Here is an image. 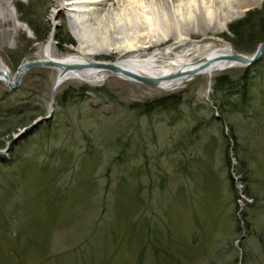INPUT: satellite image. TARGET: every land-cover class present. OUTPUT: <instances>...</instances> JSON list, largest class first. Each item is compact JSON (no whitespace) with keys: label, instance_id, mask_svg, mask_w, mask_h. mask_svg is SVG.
<instances>
[{"label":"rangeland","instance_id":"obj_1","mask_svg":"<svg viewBox=\"0 0 264 264\" xmlns=\"http://www.w3.org/2000/svg\"><path fill=\"white\" fill-rule=\"evenodd\" d=\"M8 1L17 27L0 25V59L11 77L48 40L56 57L83 48L112 62L131 40L152 44L143 55L193 62L209 42L252 54L235 49L232 39L247 41L228 25L248 11L264 24V0L224 31L212 0H185L172 13L162 0H106L97 11L85 5L76 34L74 13L59 15L54 0ZM55 75L39 66L14 89L0 81V264H264V53L169 92L113 75L68 80L42 120ZM219 78L235 88L217 93Z\"/></svg>","mask_w":264,"mask_h":264},{"label":"bare ground","instance_id":"obj_2","mask_svg":"<svg viewBox=\"0 0 264 264\" xmlns=\"http://www.w3.org/2000/svg\"><path fill=\"white\" fill-rule=\"evenodd\" d=\"M63 1L64 0H54L53 3L58 6V13L61 16L64 15L66 11H72L74 13V15H67L69 17V23L75 29L76 34H81L83 25L86 22V20L83 19V13L90 11L85 5L87 3L93 4L95 6L93 9L97 11L100 7L104 6L106 2V0H91V2H87L86 0ZM117 1L118 0H111V2L108 3V6L113 7ZM162 1L163 11L167 9L166 12L168 11V13L173 12L172 9L174 4L178 6L179 3H184L185 5V0ZM191 1L196 0H189L187 3L190 4ZM211 2L214 11L222 14L217 22V25H219L220 31H224L226 23L231 17L241 13L251 6L257 5L259 0H212ZM8 3V0H0V25H5L7 22L12 21V25L15 30L17 27V18L9 12L7 7ZM77 5L80 6V9L75 8L78 7ZM196 7L198 8L200 19H202L201 6H197L196 4ZM7 11L9 12V16ZM163 15H166V13L164 12ZM161 31L163 34L162 40L166 41V30L161 29ZM146 37L147 36H145L143 40H145ZM176 39L178 42L185 41V37L180 36V34L177 35ZM123 43L124 44L121 48L116 51L121 53L119 59L112 62H100L90 60L89 58L92 55L83 50V48H74L73 52L56 57L53 55V51L49 49L48 40L44 45L43 50L40 52V58L35 61H55L58 63V66L55 67L56 75L51 86L52 98H54L57 89L68 80L78 79L81 81L92 82L95 80H104L108 76L112 75L132 80L123 75V71H127L139 76L155 78L157 84L154 88L163 92H169L181 87L197 75H203L206 77L208 79V84H210V79L215 73L225 69L243 66L237 62L227 59L228 56L233 55L235 52L225 43L209 42L202 44L200 46L201 48L196 50L197 60L193 62L185 59L183 54L166 59L161 56V54L167 55L168 51L166 50H155L143 55L141 52L152 46V44L149 45L148 42L143 41L141 43L142 45H137V42L133 43L131 40H124ZM77 65L80 66L77 67ZM104 65L115 66L118 71L113 72L107 69ZM192 70H195L196 73L191 74L190 71ZM4 75L9 77L12 76L9 69L0 59V81L3 83L5 82L3 79Z\"/></svg>","mask_w":264,"mask_h":264},{"label":"water","instance_id":"obj_3","mask_svg":"<svg viewBox=\"0 0 264 264\" xmlns=\"http://www.w3.org/2000/svg\"><path fill=\"white\" fill-rule=\"evenodd\" d=\"M264 53V42L260 43L256 50L254 51V53H252L251 55H243V54H240V53H234L233 55H230L227 57V59H230L234 62H237L243 66H250L254 63H256L257 61H259L262 57ZM39 66H53V67H57L58 66V63L55 62V61H40V60H37V61H26L22 64H20L15 73H14V76L13 77H9V76H6L4 75L3 76V79L5 81V83L7 84V86L10 88V89H14L16 87V84L18 83L21 75L23 74V72L31 67H39ZM80 65H77V67H79ZM106 66L107 69L113 71V72H116L118 71L117 67L115 66H112V65H104ZM191 74H195L196 71L195 70H192L190 71ZM123 75L125 77H128L132 80H135L137 82H140V83H144L146 85H149V86H152V87H155L156 84H157V81L155 78H151V77H143V76H139V75H136V74H133L131 72H127V71H123ZM53 108H54V100L53 98L51 99V103H50V107H49V112H48V115L45 116L42 120H48L50 119L52 113H53ZM41 120L39 121H36V122H33L30 126H28L27 128L23 129L21 131V133L17 136H15L11 141L8 142L7 144V147H6V150H9L10 146L15 143L16 141H18L22 134L25 133V131H27L28 129H31L32 127H35L37 125V123H39ZM0 153H2V151H0Z\"/></svg>","mask_w":264,"mask_h":264},{"label":"trees","instance_id":"obj_4","mask_svg":"<svg viewBox=\"0 0 264 264\" xmlns=\"http://www.w3.org/2000/svg\"><path fill=\"white\" fill-rule=\"evenodd\" d=\"M252 15L253 13L248 11L243 18L228 25L229 32L235 38H239L240 40L245 38L244 40L247 41V45L243 47L239 43L240 41L238 42V40L232 39L235 49L241 53H253L258 44L264 42V24L260 21L256 25H253L249 19ZM255 26H257L256 30H254ZM65 42L71 43L72 41L67 39ZM235 84V81H231L228 78H219L215 81L213 88L218 93L223 90L235 88Z\"/></svg>","mask_w":264,"mask_h":264}]
</instances>
